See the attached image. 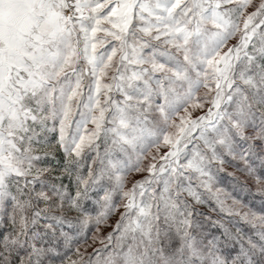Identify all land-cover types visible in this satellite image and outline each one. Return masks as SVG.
Returning <instances> with one entry per match:
<instances>
[{
	"label": "snow or ice",
	"instance_id": "snow-or-ice-1",
	"mask_svg": "<svg viewBox=\"0 0 264 264\" xmlns=\"http://www.w3.org/2000/svg\"><path fill=\"white\" fill-rule=\"evenodd\" d=\"M0 264H264V0H0Z\"/></svg>",
	"mask_w": 264,
	"mask_h": 264
}]
</instances>
